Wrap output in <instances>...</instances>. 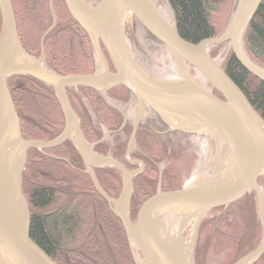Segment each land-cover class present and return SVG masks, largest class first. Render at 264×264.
Here are the masks:
<instances>
[{
  "label": "trees",
  "instance_id": "obj_1",
  "mask_svg": "<svg viewBox=\"0 0 264 264\" xmlns=\"http://www.w3.org/2000/svg\"><path fill=\"white\" fill-rule=\"evenodd\" d=\"M10 1L17 35L29 59L37 60L43 53L42 67L56 75L94 74L97 61L90 39L68 14L63 0ZM99 1L90 0L93 6ZM152 1L170 12L177 35L192 44L224 35L239 2ZM53 15L56 23L49 31ZM124 32L125 38L126 34L131 35L127 45L135 62L149 77H159L161 58L169 57L172 62L167 48L136 19L132 24L126 22ZM242 47L247 58L264 70V0L248 24ZM100 48L113 73V65L101 44ZM208 53L215 61H221L222 70L264 122V83L235 61L229 42L209 46ZM188 70L196 77L192 67ZM7 87L23 139L48 142L61 134L64 118L52 86L19 75L9 78ZM210 91L222 99L215 90L210 88ZM66 93L80 119L84 141L95 143L92 153L110 157L128 170L136 169L137 164L124 160L133 129L131 118L138 107L135 95L125 86L106 94L86 87H68ZM146 110L147 116L137 128L136 147L129 154L131 161L144 164V170L132 181L131 222L142 203L158 190L168 192L182 188L167 163L192 148L191 134L170 130L152 109L146 107ZM106 133L110 136L101 141ZM92 170L107 196L118 199L122 186L120 172L111 167ZM257 183L264 195V176ZM22 193L29 209L30 237L55 264H138L139 251L131 246L120 220L94 188L72 138L53 149L28 150ZM256 213L257 198L253 192L208 213L198 227L191 252L192 264H206L210 254L219 257L217 264H236L255 251L264 237ZM252 264H264V254Z\"/></svg>",
  "mask_w": 264,
  "mask_h": 264
},
{
  "label": "water",
  "instance_id": "obj_2",
  "mask_svg": "<svg viewBox=\"0 0 264 264\" xmlns=\"http://www.w3.org/2000/svg\"><path fill=\"white\" fill-rule=\"evenodd\" d=\"M63 1L68 14L88 35L94 49L97 67L92 75L61 76L50 73L42 67L43 53L37 60L29 59L17 35L11 1L0 0V264H55L30 237V217L22 193V173L29 149H53L69 138L73 139L94 188L120 220L131 246L139 251L142 263L138 264H192L191 252L198 227L205 216L214 209L235 203L251 192L256 194L257 219L264 233V195L257 183L264 176V122L222 70L221 64L208 53L209 46L229 42L235 61L247 73L264 83V70L247 58L242 47L244 33L262 0H239L226 33L197 44L180 38L175 25L164 19L152 0H100L95 8L83 0ZM50 10L52 11L51 3ZM133 19L167 48L185 83L170 86L158 78L149 77L135 62L124 32L126 22L132 24ZM55 23L53 15L49 31ZM100 44L113 65V73L109 72ZM188 67H192L222 99L192 77ZM19 75H27L53 87L64 118L63 130L55 139L43 142L22 138L19 120L7 87V80ZM119 86L127 87L138 102V110L132 119L130 142L124 155L127 163L139 164V168L132 172L110 157L92 153L95 143L84 141L80 119L66 93L68 87H86L106 94ZM146 107L152 109L170 130L195 136L208 133L215 142L216 156L219 143L222 142L226 147L224 174L229 172V176L218 185L207 183L196 186L186 183L179 190H158L142 203L135 220L131 222L129 214L132 181L143 170V163L131 161L129 154L136 145L137 128L146 116ZM168 113H175L195 122V130L183 128ZM109 136L110 133H106L101 141ZM106 166L115 167L122 174L121 192L116 200L109 198L99 187L92 170ZM169 211H174L176 216L169 221L163 233L157 227L155 219ZM191 219L194 220L191 239L188 244H183L182 230ZM175 222H179L174 242L177 249L172 250L163 235L168 237ZM182 245L188 246L187 254L179 251ZM263 254L264 237L255 251L236 264H252Z\"/></svg>",
  "mask_w": 264,
  "mask_h": 264
},
{
  "label": "rangeland",
  "instance_id": "obj_3",
  "mask_svg": "<svg viewBox=\"0 0 264 264\" xmlns=\"http://www.w3.org/2000/svg\"><path fill=\"white\" fill-rule=\"evenodd\" d=\"M87 5H90L91 7L95 8L99 5L100 1L95 4L94 6L91 4L90 0H83ZM157 1V0H155ZM153 2V1H152ZM156 9L160 12V14L164 17L166 21H168L170 24H172V16L170 12L165 9L162 5L158 7L153 2ZM56 19V16H55ZM1 31V29H0ZM127 42L130 43L131 35L126 34ZM39 59V58H38ZM105 59V58H104ZM106 61V60H105ZM160 71L161 74L159 77H157L161 81H168L169 79L175 80V75L178 72L176 66L174 65L173 61L171 62L169 57L161 58L160 60ZM218 62L221 64V61L218 60ZM107 63V62H106ZM108 65V64H107ZM109 69V66H108ZM110 72V71H109ZM111 73V72H110ZM197 79L205 86L206 89L210 91V86L206 84L201 78H199L196 75ZM194 77V78H196ZM212 89V88H211ZM211 92V91H210ZM138 110V107L136 111L133 112L132 118L136 114ZM169 116L180 126H182L185 129L189 130H195L196 123L189 121L185 119L182 116H179L175 113H168ZM193 137L190 138V144L192 146L191 149H188L186 151H183L180 155V157L176 160L170 161L167 163V166L170 168V173L177 176V181L181 187H183L192 177H196L197 175H200V184H221L225 182L226 178L229 176V172H227V175L225 173L226 169V147L223 145V143H219V152L216 156L215 151V142L212 140L211 136L208 133H205L204 136H200L201 138H198V136H195L191 134ZM128 147V146H127ZM136 147V145H135ZM134 147V149H135ZM133 149V150H134ZM97 156V155H96ZM101 157V156H100ZM116 161V160H115ZM107 167V166H106ZM115 168V167H111ZM117 169V168H115ZM118 170V169H117ZM128 170V169H127ZM137 170H128L129 172ZM119 171V170H118ZM120 172V171H119ZM121 174V172H120ZM122 179V174H121ZM216 180V182H214ZM214 182V183H213ZM176 216V213L174 211H169L167 213H164L155 219V223L159 230L163 233H165V228L170 220H172ZM194 226V220L191 219L187 221L185 224L183 230H182V242L183 244H188L191 239V234L193 231ZM179 230V222H175V224L171 227L170 233L167 237V239L171 242H176L177 235ZM136 249V248H135ZM141 256V255H140ZM136 260L138 263H142V258H137ZM219 257L216 255H211L206 259V264H217L219 261Z\"/></svg>",
  "mask_w": 264,
  "mask_h": 264
},
{
  "label": "bare ground",
  "instance_id": "obj_4",
  "mask_svg": "<svg viewBox=\"0 0 264 264\" xmlns=\"http://www.w3.org/2000/svg\"><path fill=\"white\" fill-rule=\"evenodd\" d=\"M184 81H185V79L183 78V76H181V75L179 74V77H176L175 80H173V78H172V79H169L168 81H164V82L167 83V84L170 85V86H176V85H175L176 83H185ZM177 88H178V87H177ZM200 182H201V180H200V175H197L196 177H192L187 183H188V185H196V186H199V185H202V184H200ZM163 236H164V238L166 239L168 246H169L172 250L177 249L175 243H172L171 241H169V240L167 239V236H166L165 234H164ZM179 251H180L181 253H183V254H187L188 251H189V248H188V246H183V245H182V246L180 247V250H179Z\"/></svg>",
  "mask_w": 264,
  "mask_h": 264
},
{
  "label": "flooded vegetation",
  "instance_id": "obj_5",
  "mask_svg": "<svg viewBox=\"0 0 264 264\" xmlns=\"http://www.w3.org/2000/svg\"><path fill=\"white\" fill-rule=\"evenodd\" d=\"M136 111V110H135ZM147 111V110H146ZM146 116H147V113H146ZM146 116L141 120V121H143L145 118H146ZM127 118L126 119H128V116H126ZM204 136V135H203ZM205 137V136H204ZM198 138H201L200 136H198ZM134 162H139V161H134ZM138 165V167H137V169L139 168V164H137ZM143 170H144V164H143ZM142 170V171H143Z\"/></svg>",
  "mask_w": 264,
  "mask_h": 264
},
{
  "label": "built area",
  "instance_id": "obj_6",
  "mask_svg": "<svg viewBox=\"0 0 264 264\" xmlns=\"http://www.w3.org/2000/svg\"><path fill=\"white\" fill-rule=\"evenodd\" d=\"M175 76H176V77H179V74H178V72L176 73V75H175ZM176 77H175V78H176Z\"/></svg>",
  "mask_w": 264,
  "mask_h": 264
}]
</instances>
